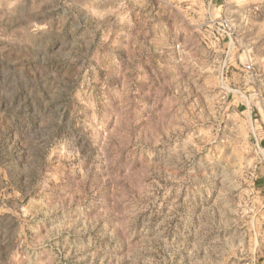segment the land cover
Returning a JSON list of instances; mask_svg holds the SVG:
<instances>
[{
    "label": "rangeland",
    "instance_id": "374dc122",
    "mask_svg": "<svg viewBox=\"0 0 264 264\" xmlns=\"http://www.w3.org/2000/svg\"><path fill=\"white\" fill-rule=\"evenodd\" d=\"M0 264H264V0H0Z\"/></svg>",
    "mask_w": 264,
    "mask_h": 264
},
{
    "label": "built area",
    "instance_id": "2783aa9c",
    "mask_svg": "<svg viewBox=\"0 0 264 264\" xmlns=\"http://www.w3.org/2000/svg\"><path fill=\"white\" fill-rule=\"evenodd\" d=\"M245 69L246 70H250L251 69V66L247 65V66H245Z\"/></svg>",
    "mask_w": 264,
    "mask_h": 264
}]
</instances>
